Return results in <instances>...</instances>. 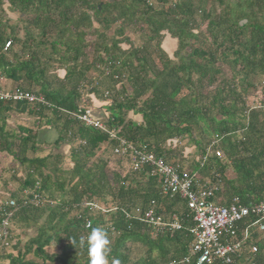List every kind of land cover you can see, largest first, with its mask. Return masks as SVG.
Listing matches in <instances>:
<instances>
[{"label":"trees","instance_id":"16d2710c","mask_svg":"<svg viewBox=\"0 0 264 264\" xmlns=\"http://www.w3.org/2000/svg\"><path fill=\"white\" fill-rule=\"evenodd\" d=\"M166 37L175 40L171 53L162 46ZM57 70L64 71L62 79ZM0 76L77 113L84 112V100L106 101L109 91L100 118L105 125L181 169V148L192 147L200 160L218 136L222 158L210 157L202 169L211 181L220 174L217 201L227 205L237 198L250 206L264 200V99L247 103L251 90L264 96V0H0ZM11 109L49 115L58 132L54 144L69 148L40 157L32 130L15 136L0 122V152L22 170L18 190L0 203V221L10 211L4 202L12 198L18 205L0 264H88L86 250L70 239L79 241L92 227L108 235V264H170L189 255L194 222L185 200L163 196L159 177L147 167L132 170L128 157L116 156L114 163V139L57 109L0 102V111ZM23 191L46 202L23 206ZM83 201L111 210L93 211ZM137 207L162 220L175 216L181 229L156 234L125 217ZM15 230L34 234L22 242ZM261 233L253 238L257 251L237 264H264ZM51 246L56 252L47 250ZM186 264H195V257Z\"/></svg>","mask_w":264,"mask_h":264},{"label":"built area","instance_id":"2783aa9c","mask_svg":"<svg viewBox=\"0 0 264 264\" xmlns=\"http://www.w3.org/2000/svg\"><path fill=\"white\" fill-rule=\"evenodd\" d=\"M9 42L5 44V49ZM100 65L95 69L99 70ZM96 70V72H97ZM104 75H108V68L100 69ZM116 77V76H115ZM109 91L104 92L108 101ZM0 102H26L32 106L39 105L49 109H57L69 117L83 122L86 126L98 129L107 134L110 139L116 141L113 154L117 157H128L132 170H140L147 167L152 175L161 180V194L163 196L178 195L185 200L188 209L192 213L194 225L189 229L194 242L190 248L189 255L179 261H172L170 264H186L195 257V264H237L236 260L241 257L249 258L257 251L253 243L251 231H264V200L250 206L239 203L233 198L227 205L217 201V192L222 186L220 174L214 173L212 181H202L198 172H190L181 169L177 164L167 163L161 157H156L145 147H137L123 138L117 136V131L108 128L105 123L91 115V110L84 100L80 108L83 113L70 112L63 108L56 107L47 102L42 96H37L28 91L5 90L0 86ZM179 143V140L177 144ZM210 157L222 158L220 148V137L215 136L206 147L200 159V168H203ZM46 202L44 196L39 193L23 191L21 204L23 206L39 207ZM10 208L5 217L0 221V248H8L9 242V220L12 213L17 210L18 205L15 199H8L4 202ZM83 206L93 211L107 212L103 204L97 201H83ZM1 208V206H0ZM127 219H136L148 225L156 234L174 233L181 229L178 218L172 216L169 220H162L155 217L152 211L142 212L139 207L133 212H124ZM254 217L249 225L240 229L238 223L244 219ZM86 227H89L87 222ZM239 236V237H238ZM238 238V239H236Z\"/></svg>","mask_w":264,"mask_h":264},{"label":"crops","instance_id":"0c3cea01","mask_svg":"<svg viewBox=\"0 0 264 264\" xmlns=\"http://www.w3.org/2000/svg\"><path fill=\"white\" fill-rule=\"evenodd\" d=\"M54 75H56L57 78L62 79L64 77V71L57 70ZM0 86L5 90L16 89V83L1 76ZM106 102L108 101L102 102L97 99L91 98L90 104L88 106L91 110L90 113L94 118L100 119L102 117V115L104 114V110L107 108V106L105 105ZM48 120H50L49 115L40 118L37 115L30 113H18L14 109L0 111V122L4 123V131L9 132L10 134H14L15 136L22 135V133L19 132L21 129H27L30 131L32 130L34 132L37 146V155L40 157L46 156L49 153L54 155L62 152H67L69 148L66 144H60L57 146L54 144L58 139V132L55 129V126L52 125L53 123H48ZM66 160L68 159L66 158ZM198 160L199 158L196 157L193 164L188 165L184 162H182V164L187 170L198 172L202 181H211L209 174H207L206 172H202L203 168H200V160ZM128 167L129 164L127 163L125 168ZM204 173L207 174L205 177L202 176ZM20 175H22V170L19 167L18 162L7 153L0 152V203L1 201L5 200L7 192H14L18 190V181ZM251 235L252 238H257V240L263 237V233L257 231L256 228H253V230L251 231ZM25 241L26 240H24V242ZM49 248H47L48 251L50 250ZM53 252H56V250ZM262 255L264 258V252L262 253Z\"/></svg>","mask_w":264,"mask_h":264},{"label":"clouds","instance_id":"9594fccd","mask_svg":"<svg viewBox=\"0 0 264 264\" xmlns=\"http://www.w3.org/2000/svg\"><path fill=\"white\" fill-rule=\"evenodd\" d=\"M70 242L86 250L88 264H108L110 240L104 229L92 227L87 236H82L79 241L70 239ZM113 264H119V262L113 261Z\"/></svg>","mask_w":264,"mask_h":264},{"label":"rangeland","instance_id":"374dc122","mask_svg":"<svg viewBox=\"0 0 264 264\" xmlns=\"http://www.w3.org/2000/svg\"><path fill=\"white\" fill-rule=\"evenodd\" d=\"M8 16L11 18V20L15 21V19H14L15 14H8ZM127 35H129L131 40H133L134 37H132V35L129 32L127 33ZM86 40L89 43L94 42V37L86 36ZM174 42H175V40H172L170 38L168 39L166 37V39L162 43V46L166 49V51L171 53L175 49V43ZM92 74H97V72L96 71H94V72L92 71ZM258 92H254L252 90L249 92V94L247 96V103L249 105H252V106L258 105V104H260V99L261 100L264 99V96L260 95L259 94L260 92L259 93ZM182 145H183V143L181 142L179 147L182 146ZM181 151H182V155L184 157H186L185 161H183L185 164L190 165V164H193L195 162L194 160L197 157V153L195 152V150L192 147H185L184 146L183 148H181ZM113 157H115V159L113 160V162L115 163L117 161V157L116 156H113ZM68 162L69 161L65 159L63 166L67 167L68 166ZM123 165L126 166L127 165L126 162H124ZM206 175L207 174L204 173L202 176L205 177ZM33 234H34L33 230H27L25 232H23L22 230L19 231V232L15 230V235L16 236L18 235V239L22 240V242H24V240H27V238L31 237ZM49 249H50L49 252L51 253V252L55 251V246H51ZM8 251H10V249H8Z\"/></svg>","mask_w":264,"mask_h":264},{"label":"water","instance_id":"95a60500","mask_svg":"<svg viewBox=\"0 0 264 264\" xmlns=\"http://www.w3.org/2000/svg\"><path fill=\"white\" fill-rule=\"evenodd\" d=\"M98 9L100 10V5H98ZM245 22H246V21L243 20V21L240 22V24H243V23H245Z\"/></svg>","mask_w":264,"mask_h":264}]
</instances>
